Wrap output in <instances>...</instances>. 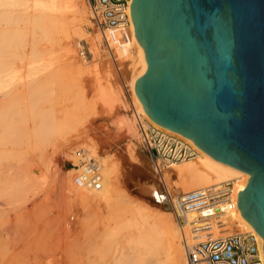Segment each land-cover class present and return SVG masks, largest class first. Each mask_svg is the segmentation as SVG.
<instances>
[{
    "label": "bare ground",
    "instance_id": "1",
    "mask_svg": "<svg viewBox=\"0 0 264 264\" xmlns=\"http://www.w3.org/2000/svg\"><path fill=\"white\" fill-rule=\"evenodd\" d=\"M90 14L84 0H0V156L6 155V144L22 136L29 137L37 149L36 155L49 170L50 154L57 150L67 151V143L81 134L88 115L104 112L116 114L113 125L125 131L127 152L132 154L135 140L139 139L135 119L132 114L117 110L126 109L128 101L121 88L111 81L109 71L106 75L98 74L97 62L86 64L89 59L82 60L83 53L77 52L81 41L85 42L91 61L100 53L102 41L106 43L109 59L119 67L127 61L130 100L135 111L182 135L197 146L198 151L195 157L164 170L160 178L156 177L157 182L151 179L136 182V191L141 192V196L147 194L143 202L140 199L139 205L145 209L152 207L149 214L141 213L139 207H131L128 198L114 190L119 167L112 154H98L102 176L98 188L77 186L71 178L75 168L54 172L53 180L63 198L79 207L76 219L65 220L61 209L54 217L49 238L37 244L38 237L35 239L31 235L32 239L29 238L31 242L36 241V248L32 246L35 250L27 247L32 244H28L27 234L17 236L22 237V241L28 239L27 244L22 243L28 250H20L23 253L20 257L26 261L23 264H166L167 261L187 264L182 243L190 239L191 233L189 224L181 225L177 218L180 196L223 182L233 185V204L214 218V233L255 230L240 215L235 202L237 191L247 182L249 173L215 159L191 138L154 121L134 89L135 80L147 68V61L134 35L133 22L124 30H97L87 34L84 25ZM87 73L94 76L91 85L94 95L90 99L84 96L83 88H79L86 85L83 83L87 82L84 78ZM74 80L80 84L78 86L75 81L74 85L81 91L77 94L78 88L72 85ZM71 86L75 92L72 88L70 91ZM73 148L69 152L74 164H77L79 149L92 156L97 154L95 142L82 143L78 150ZM46 178V173H42L40 179L45 181ZM33 180L26 167L21 168L16 162L0 164V193L10 197V201L5 195L2 198L6 197L14 207L28 209L29 196L40 198V194L34 192ZM1 208L0 212L4 209ZM193 217L194 214L189 213L187 220ZM99 226L102 228L97 230ZM6 236L0 227V264H10L8 260H12L6 257L9 249L3 251ZM13 237L7 236L10 240L6 243L5 239L7 246L14 242L16 236ZM19 241L15 243L18 245ZM11 249L16 257L21 253ZM19 260L18 264L22 261Z\"/></svg>",
    "mask_w": 264,
    "mask_h": 264
},
{
    "label": "water",
    "instance_id": "2",
    "mask_svg": "<svg viewBox=\"0 0 264 264\" xmlns=\"http://www.w3.org/2000/svg\"><path fill=\"white\" fill-rule=\"evenodd\" d=\"M147 114L215 159L249 173L240 215L264 258V0H131Z\"/></svg>",
    "mask_w": 264,
    "mask_h": 264
},
{
    "label": "rangeland",
    "instance_id": "3",
    "mask_svg": "<svg viewBox=\"0 0 264 264\" xmlns=\"http://www.w3.org/2000/svg\"><path fill=\"white\" fill-rule=\"evenodd\" d=\"M84 2L87 8L89 9V6L86 0H84ZM84 28L86 29L87 34L97 32V30L101 32V30L94 23L92 13L88 17V23L84 25ZM81 46L77 45V52L82 50L81 52H83L85 56L83 54L81 55V52L80 53L78 52V54L82 56V60L84 61L88 59L90 60L89 52H87L88 50H86L87 46L84 41H81ZM99 48H100V53L97 55V57L92 61L91 60L86 61V64L87 62L88 64H92V62L94 63L97 62L98 71H99L98 74L106 75V72L109 71L108 75L110 74L109 76H110L111 81L115 82L118 85V87L121 88L122 92L124 93V96L126 97V100L128 101V106L126 107V109L118 108L117 110L119 112L124 111L128 114H131L129 95L124 86L126 82H128L127 86H129L130 74H129V69L127 68V65H126L127 61H124V63H122L124 65H120L121 67H119V65H117V63L113 59L111 58L109 59L110 55L107 54V52L109 51L106 47L105 41H102L100 43ZM92 75H93L92 73H87V75L84 76L87 82L83 83L84 85L85 84L86 85L84 86L82 84L84 87L82 86L79 87L81 89L83 88L82 91L84 92V96L87 99L92 98L94 95V91L91 87L93 83V78H94V76ZM75 81L76 83H78L77 80H74L72 85L76 84ZM79 85L80 84L78 83V86ZM75 86L77 87V85H74V88ZM71 88L72 86L70 87V91H71ZM74 88H72L73 89L72 91H74ZM78 90H76L77 91L76 94L81 92L80 90L79 91ZM71 94L76 95L75 93H71ZM115 115L116 114H113V115L106 114L105 112L102 113L101 115H88L87 121L84 123V125L82 126L80 130L82 131L81 134L76 137H72L70 139V143H67L66 145L67 147H65L67 151L64 152L61 150H57L55 152H52V154H50L49 156L50 169L49 170L45 169V166H44L45 164L42 163L40 158L36 155L37 149L34 146V143L32 142L33 140L31 138L22 136L20 137V139H18V141L8 143L5 145L4 148L6 149V155L0 156V164L16 162L20 164L21 168L26 167V170L29 172L30 176L34 179L33 180V182L35 183L33 185V187H35L34 192L37 194L38 193L40 194V198H35V197L33 198L29 196L28 209H24L22 207L18 208L16 207V205H15L16 207L15 208L12 203L7 202L6 201L7 199H5L7 197L8 200L10 201L9 199L10 197L4 194L6 197L2 198L4 197V195L0 193V204H1L0 206L4 208V209L1 208L2 211L0 212V227L2 230V234L4 236H6L5 234H7V236L10 238L13 236L14 237L16 236L15 237L16 240H14L15 238L13 237L14 242L11 241L9 246H7L8 244L6 245V243L10 241L8 240L7 236L5 238L7 239L6 243H5L6 240L3 239L4 247H5L3 251H5L6 249H9V251L6 250L9 253V255H7L6 257L7 259L12 258L13 260L12 261L10 259L8 261L18 264L17 261L20 262L19 259H21L22 261L19 264L25 263L26 261L23 262L24 259L20 257L23 254L22 251L25 252L28 250V248L27 250L25 249L27 246L25 245L27 244L25 241H27L29 238L32 239L31 235L36 237L35 239L39 238L37 242L35 241L36 243L34 242V240H32L33 242H31L30 239L28 240V244H30L29 242H31L32 244L28 245L27 247L31 246V248L33 249L34 247L36 248L37 246L35 244L39 243L42 240H46L47 238H49L51 234V230L53 229L54 217L61 209H63L64 211L65 220L75 221L76 213L79 210V207L76 204L69 203L68 200L63 198V195L59 187L57 186L56 182L53 180V174L59 169L66 170V169L72 168L71 162H73L72 160L73 157L70 155V152H69L71 151L70 148L74 147L75 149L78 150L82 143H91V142L96 143L97 154H93V155L97 159H99L98 154H112L113 159L115 160V162L118 164V167H119V176L117 177V180L114 181V185H113L114 190H116L120 194H123L125 198H128L129 202H131L130 203L131 207H136V208L139 207L140 210L143 211L141 213L149 214V212H151L150 210L152 207L150 203H147L148 206L151 207V208L149 207L150 209H145L139 205L141 201L143 202V198L145 199L147 198L146 196L147 194L141 196L142 195L141 192L136 191L135 186H136L137 181L144 182V180L149 181V179H151V181H156L157 180L156 177H158V175L154 172L150 157L148 153L146 152V150L140 144L139 139L135 140V145H134L132 154L127 152L128 137L124 130L116 129L114 127L113 119L115 118ZM27 138L30 141H28ZM10 146H12L11 148L12 150L9 149ZM8 149L9 151L10 150L11 151L9 152ZM42 173H46L47 175V178L45 179V181L40 179V176ZM152 174H154L153 179H152ZM72 177H73V174H71V178ZM158 178H160V175ZM160 182H161V179H160ZM161 185H163L162 182H161ZM162 188H164V186ZM136 192H139V193H136ZM93 217L97 219L96 216H93ZM96 222L98 224V220H96ZM101 228L102 226H99V229L97 228V230H100ZM23 234L28 235V237L24 236L25 238L26 237L28 238V239L26 238L27 240L23 239L24 241H22L21 238L23 237ZM21 235L22 237H20L19 239L17 236H21ZM16 241H19V244H18L19 246L17 245V243H15ZM11 243H13V245L16 244L17 247L15 245H14L15 247L12 246ZM22 243H25L24 244L25 248ZM33 244H34V247H32ZM22 246L24 249H22ZM11 248L13 250L15 248L16 251L18 250L21 253L19 254L17 253L18 255L16 254L17 255L16 257L15 250H14L15 253H13V251L12 252L10 251ZM35 248L33 250H35ZM29 250H30V247H29ZM11 253H13V255ZM16 258L17 259L19 258V259L17 260ZM11 262L9 263L12 264ZM166 264H171V263L167 261Z\"/></svg>",
    "mask_w": 264,
    "mask_h": 264
},
{
    "label": "built area",
    "instance_id": "4",
    "mask_svg": "<svg viewBox=\"0 0 264 264\" xmlns=\"http://www.w3.org/2000/svg\"><path fill=\"white\" fill-rule=\"evenodd\" d=\"M86 2L100 30L120 31L132 25L131 0ZM127 85L128 82L124 86L129 95L130 113L135 119L140 144L148 153L154 172L160 175L172 164L195 157L198 150L192 142L155 124L142 112L135 111ZM76 156L77 164L71 162L72 168H75L73 182L79 187L98 188L102 180L99 160L83 149H79ZM232 188V183L223 182L180 196L177 218L181 225L189 224L191 233L190 239L183 241L187 264H264L263 240L255 230L217 234L213 231L214 218L233 204ZM189 213H193L194 217L188 221Z\"/></svg>",
    "mask_w": 264,
    "mask_h": 264
}]
</instances>
